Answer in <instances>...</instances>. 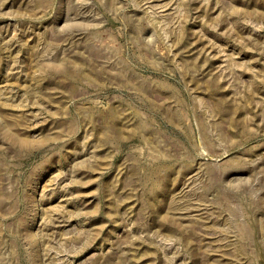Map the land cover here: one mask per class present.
I'll use <instances>...</instances> for the list:
<instances>
[{
	"label": "rangeland",
	"instance_id": "obj_1",
	"mask_svg": "<svg viewBox=\"0 0 264 264\" xmlns=\"http://www.w3.org/2000/svg\"><path fill=\"white\" fill-rule=\"evenodd\" d=\"M0 264H264V0H0Z\"/></svg>",
	"mask_w": 264,
	"mask_h": 264
}]
</instances>
